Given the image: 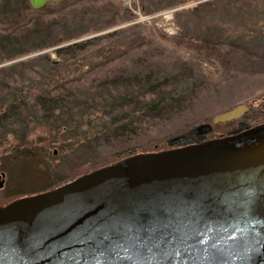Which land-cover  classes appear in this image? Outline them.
Segmentation results:
<instances>
[{
  "label": "water",
  "instance_id": "water-1",
  "mask_svg": "<svg viewBox=\"0 0 264 264\" xmlns=\"http://www.w3.org/2000/svg\"><path fill=\"white\" fill-rule=\"evenodd\" d=\"M0 264H264V124L129 156L0 207Z\"/></svg>",
  "mask_w": 264,
  "mask_h": 264
},
{
  "label": "rangeland",
  "instance_id": "rangeland-1",
  "mask_svg": "<svg viewBox=\"0 0 264 264\" xmlns=\"http://www.w3.org/2000/svg\"><path fill=\"white\" fill-rule=\"evenodd\" d=\"M177 1L130 0L124 4L119 0H72L61 7L51 6L47 12L48 16L65 15L69 20L67 34L83 35L72 42L121 32L118 38L121 49L148 44L174 48L188 57L186 62L195 83L205 85L206 94L200 108L198 104L197 111L190 115V121L180 117L179 121L175 120L174 131L162 130L137 142L136 147L154 150L151 153L222 138L264 124V0H187L178 6ZM100 11L104 13L98 18L94 14ZM117 12L120 14L113 19ZM110 21L112 26L104 28ZM92 28L99 31L87 34ZM45 43L46 38L29 41L19 49H33L30 53L1 62L0 68H10L7 76L27 88L33 73L48 72L47 56L50 61L58 60L54 50L60 46L38 49ZM99 46V42L93 43L95 49ZM17 51L11 49L7 54ZM155 54L150 49L142 56ZM89 57V54L80 55L76 63L79 65ZM119 60L112 64H122L123 59ZM78 75L76 72L75 76ZM1 77L0 107L7 97ZM10 86L14 87V83ZM238 106L248 108L238 120L212 125L207 134L195 131L199 125L211 124L212 118ZM37 120L25 130L12 128L10 133H0V173L6 175L5 181L0 175V183L4 182L0 196L50 190L117 160L116 148L96 150L70 143L56 145L61 135L46 134L44 122Z\"/></svg>",
  "mask_w": 264,
  "mask_h": 264
},
{
  "label": "trees",
  "instance_id": "trees-1",
  "mask_svg": "<svg viewBox=\"0 0 264 264\" xmlns=\"http://www.w3.org/2000/svg\"><path fill=\"white\" fill-rule=\"evenodd\" d=\"M29 1L0 0V63L30 53L33 49L20 51L19 48L40 38H46V43L38 49L60 46L54 50L58 60L50 61L47 56L48 72L33 73L27 88L7 76L10 68H0L1 84L7 91L0 107L2 135L10 133L12 128L25 130L39 118L47 128L46 134L61 135L56 145L70 143L96 150L116 148V162L153 152L136 147L137 142L162 130L174 131L175 120L185 116L190 121L198 104L200 108L206 86L196 85L186 62L188 57L179 50L148 44L121 49L118 42L121 32L72 42L83 35L67 34L69 20L65 15L47 14L49 7L71 4L72 0L49 4L41 10L31 9ZM186 2L179 0L175 5ZM103 13L94 15L99 18ZM119 14L114 13L112 18ZM109 26L112 23L104 28ZM92 31L99 29L92 28L86 33ZM95 42L100 43L97 49L93 47ZM15 48L19 51L7 54ZM150 49L157 54L142 56ZM87 54L90 57L79 64L84 63L80 69L76 63L78 56ZM119 59H123L122 64H112L121 62Z\"/></svg>",
  "mask_w": 264,
  "mask_h": 264
},
{
  "label": "flooded vegetation",
  "instance_id": "flooded-vegetation-1",
  "mask_svg": "<svg viewBox=\"0 0 264 264\" xmlns=\"http://www.w3.org/2000/svg\"><path fill=\"white\" fill-rule=\"evenodd\" d=\"M240 126H241V124H240ZM246 129H248V128H244L243 130H246ZM0 175H1L2 178L4 177V181H5L6 175L4 173H0ZM2 183H4V182L0 183L1 187L3 186ZM1 187H0V190H1ZM15 191H17L16 188H15ZM46 191H48V190H46ZM43 192H45V191H43ZM39 193H42V192H39ZM39 193H36V194H39ZM32 195H35V194L10 193L8 196H0V207H4V206H6L7 204H9V203H11L13 201H16L18 199H22V198H25V197H29V196H32Z\"/></svg>",
  "mask_w": 264,
  "mask_h": 264
},
{
  "label": "built area",
  "instance_id": "built-area-1",
  "mask_svg": "<svg viewBox=\"0 0 264 264\" xmlns=\"http://www.w3.org/2000/svg\"><path fill=\"white\" fill-rule=\"evenodd\" d=\"M119 1H121L124 4H129L130 3V0H119Z\"/></svg>",
  "mask_w": 264,
  "mask_h": 264
}]
</instances>
